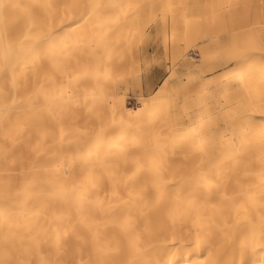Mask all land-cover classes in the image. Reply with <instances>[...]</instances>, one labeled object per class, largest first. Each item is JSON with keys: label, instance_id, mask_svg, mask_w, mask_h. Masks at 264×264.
Masks as SVG:
<instances>
[{"label": "bare ground", "instance_id": "6f19581e", "mask_svg": "<svg viewBox=\"0 0 264 264\" xmlns=\"http://www.w3.org/2000/svg\"><path fill=\"white\" fill-rule=\"evenodd\" d=\"M0 264H264V0H0Z\"/></svg>", "mask_w": 264, "mask_h": 264}, {"label": "rangeland", "instance_id": "374dc122", "mask_svg": "<svg viewBox=\"0 0 264 264\" xmlns=\"http://www.w3.org/2000/svg\"><path fill=\"white\" fill-rule=\"evenodd\" d=\"M161 43H155L152 47L148 48L147 55L148 60L151 62H146L137 70V76L132 77L131 79H143L142 87L145 89H153L155 82L158 81L161 84L164 79L168 78L169 75L166 74V70L170 67H173L169 57L163 55V46ZM156 52V53H155ZM214 54L206 55L202 57L197 50L186 51L184 57H182L173 67V73L175 79H211L213 76L210 75V71L220 70L222 68V62H218L213 59ZM211 57V60L207 58ZM194 59V61H193ZM197 66L192 67L191 64ZM179 76V78H177ZM157 87H154L153 90H157ZM121 94L125 93V99L127 100V106L129 110L137 109L138 102L134 98L135 95L131 91H126L125 88L120 89ZM152 96V95H151Z\"/></svg>", "mask_w": 264, "mask_h": 264}]
</instances>
